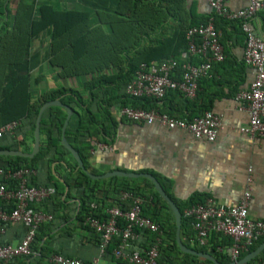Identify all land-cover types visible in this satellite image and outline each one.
<instances>
[{
    "label": "trees",
    "instance_id": "trees-1",
    "mask_svg": "<svg viewBox=\"0 0 264 264\" xmlns=\"http://www.w3.org/2000/svg\"><path fill=\"white\" fill-rule=\"evenodd\" d=\"M78 2L79 6L74 9H62L60 6L46 3L35 8L32 4L22 3L18 5L13 20L0 25V127L16 123L12 134H5L0 138V150L30 153L39 108L43 103L59 98L77 115L74 128L71 129L67 125L65 137L78 153L84 168L94 174L90 167V143L94 140L106 145L112 143L118 124L115 111L131 107L168 113L159 102L170 92H176L184 98L177 91L168 92L162 100L128 96L125 87L134 79L140 64L161 62L169 58H174L182 64L185 62L181 59L182 53L187 52L186 30L208 20L190 25L186 29H180L179 25L172 35H163L160 31L172 15L168 5H164L169 0ZM1 6L2 3V12L6 6ZM214 18L215 28L221 30L219 40L223 45L226 32L224 24L229 23L220 18L222 25L219 27L216 16ZM156 33L160 36H154ZM190 61L194 64L199 62H195L194 58H190ZM43 62L55 69L57 79L64 81L73 78L80 83L79 88L61 84L54 89L34 93L32 86L43 79L42 74L34 75V71ZM179 73L178 69L174 79H179ZM198 98V92L192 100L184 98L189 105L185 119L190 120L202 113L198 112L201 107L197 105ZM207 109L206 107L203 110ZM65 118L66 112L61 107H48L43 111L39 127V151L32 158L0 155L1 168L16 170L29 167L36 171L29 181L30 185L54 188L53 195L34 207L55 216V212L63 209L62 204L67 199H77L79 205L75 220L80 226L93 231L82 225L83 220L87 216L105 218V209L112 206L107 205L108 199L114 200L125 210L129 201L122 199V193H130L143 198L142 215L153 219L161 231L160 235H156L136 229L139 232V240L132 245V250L147 248L159 237V263L213 264L209 260L180 251L175 242L173 212L155 191L151 181L139 179L145 183L142 187L136 182L138 179L117 176L91 179L80 169L76 170V161L60 143ZM123 119L125 118H119L120 121ZM61 167L68 170L63 181L56 175V169ZM65 188H68L66 193ZM64 194L66 195L63 199ZM55 201L58 202V207L54 206ZM47 204H50V209ZM176 205L181 213L182 243L195 251L210 254L220 264L229 263L230 259L219 253L217 247L227 245L230 241L217 233H211L208 244L199 246L194 240L191 221L183 216L185 207L179 203ZM75 211L76 208L72 215ZM57 215L62 221L69 218L68 215H61L60 211ZM123 224L121 221L120 226ZM54 228L52 222L39 226L31 244L33 253L24 257L27 262L35 260L36 264H46L44 260L48 261L49 257L55 254L49 248ZM95 236L99 238L96 233ZM263 241L264 236L243 252L239 259L256 249ZM117 243L118 238L113 237L106 249V254L111 256V260L112 250ZM35 254L37 256L33 257ZM116 264H119V261ZM247 264H264V250Z\"/></svg>",
    "mask_w": 264,
    "mask_h": 264
},
{
    "label": "crops",
    "instance_id": "crops-1",
    "mask_svg": "<svg viewBox=\"0 0 264 264\" xmlns=\"http://www.w3.org/2000/svg\"><path fill=\"white\" fill-rule=\"evenodd\" d=\"M247 2L248 0H225L230 11L244 8ZM0 3L3 4L1 7L6 6L5 10H0V25L5 21H12L18 5L22 3L32 4L35 8L45 3L60 6L62 9H74L79 6L78 0H0ZM164 5H168L172 15L160 31L163 35H172L179 25L180 29H186L215 15L207 0H169ZM220 18L216 16L219 27L222 25ZM224 21L229 23L226 25L223 22L226 27L222 41L225 59L218 63L212 62L209 73L200 79L197 99L198 107L201 106L198 112H203L207 107V110L219 118L215 139L208 141L196 138L185 129H168L157 123L143 124L126 119L120 121V116L115 111L118 124L112 143L105 144V149H100L95 140L90 143V167L94 175L111 171L150 174L157 179L175 204L179 203L185 208L207 199L223 205H234L245 192L246 179L249 176L251 193L248 215L253 220L264 221V136L250 138L240 131V128L248 123L249 114L236 101L237 93L249 87L254 72L243 63L244 35L239 22L227 19ZM251 23L257 35L264 40V13L258 12ZM219 32L221 33L220 29ZM154 36L160 34L156 33ZM186 53L181 56L185 61L188 60ZM194 59L195 62L201 61L199 57ZM36 74H42L43 79L32 86L34 93L54 89L61 84L77 88L80 85L73 78L64 81L57 79L55 69L48 67L45 62L37 66L34 71V75ZM159 105L171 114L167 113L169 116L176 119H185L189 110L186 100L176 92H170ZM69 120L68 127L73 129L77 115L73 113ZM67 174L68 170L63 167L56 169V175L61 181ZM141 178L143 177L130 179H138L136 182L143 187L145 183L139 180ZM67 190L68 188H65V193ZM65 195L62 196L63 199ZM106 201L107 205H120L111 199ZM78 205L77 199H67L62 204L63 209L58 211L61 215H68L66 221H62L57 215L58 211L55 212L52 220L55 228L51 233L53 237L51 236L49 241V248L55 254L88 262L99 255V238L75 220ZM54 206H59L57 201ZM47 208L50 209V204H47ZM75 208L76 211L72 215ZM24 233L25 228L20 223H6L5 232L0 235V243L14 245ZM35 256L37 254L33 257ZM26 259L19 257L10 264H36L35 260L27 262ZM44 261L46 264H53L49 260ZM100 262L116 264L115 259L111 260V256L106 252Z\"/></svg>",
    "mask_w": 264,
    "mask_h": 264
},
{
    "label": "built area",
    "instance_id": "built-area-1",
    "mask_svg": "<svg viewBox=\"0 0 264 264\" xmlns=\"http://www.w3.org/2000/svg\"><path fill=\"white\" fill-rule=\"evenodd\" d=\"M214 16L239 22L244 35L243 63L251 67L254 78L249 87L239 91L236 101L249 114L248 123L240 128L250 138L264 136V40L258 35L252 20L258 12L264 13V0H248L247 5L237 11H230L225 0H207ZM220 32L214 26V17L207 22L189 27L186 30L188 60L179 64L173 58L161 62L140 64L134 79L125 87V93L130 97H152L162 100L170 91L179 92L184 98L192 100L199 90V80L205 77L212 62H222L225 58L223 47L219 40ZM199 57L200 62L194 64L190 58ZM179 73V79L174 75ZM118 114L127 120L152 124L157 123L168 129H185L196 138L213 141L219 128V118L212 111L206 110L192 119H176L167 113L155 109L144 110L131 107L119 109ZM16 123L0 127V138L12 134ZM100 149L105 144L97 143ZM36 171L29 167L16 170L0 167V235L5 232V224L20 223L25 233L14 245L0 244V262L10 264L17 257H28L33 252L31 244L42 223H50L53 215L34 205L47 199L55 193L52 187L30 185L29 181ZM246 189L239 201L234 205H223L212 199L195 203L183 210V216L191 221L195 242L203 247L208 244L210 234L217 233L227 238L230 243L217 247L219 253L225 254L230 262L239 260L240 255L264 236V221L253 220L248 215V205L251 193V178L246 179ZM122 199L129 201V206L123 210L120 205L105 209V218L87 216L83 226L92 229L99 237V255L88 262L55 254L49 257L53 264H102L108 245L112 238H118L117 245L112 250V256L119 264H167L159 263L160 238L147 248L132 250V244L139 239L138 230H146L160 235L159 225L151 218L143 216L141 207L143 198L123 192ZM9 206V208H7ZM95 208V205L92 204ZM123 226H120V222Z\"/></svg>",
    "mask_w": 264,
    "mask_h": 264
},
{
    "label": "water",
    "instance_id": "water-1",
    "mask_svg": "<svg viewBox=\"0 0 264 264\" xmlns=\"http://www.w3.org/2000/svg\"><path fill=\"white\" fill-rule=\"evenodd\" d=\"M61 107L65 110L66 112V118L63 123L62 129H61V141L60 143L64 146L65 149L70 153V155L73 157V159L76 161L77 167L76 170L80 169L83 171L89 178L91 179H104V178H109L112 176H117V177H128V178H134V177H143L148 179L149 181L152 182L155 191L159 194V196L168 204L170 209L173 212L174 218H175V226H176V231H175V242L177 246L179 247L180 251L186 254H190L193 256H196L200 259L204 260H209L213 264H220L218 263L213 256H211L208 253H202L195 251L193 249H190L186 247L180 238V228H181V213L177 207V205L174 203L172 199L165 193L164 189L162 188L161 184L157 181L155 177H153L150 174H145V173H127L123 171H111L102 175H94L91 174L88 170H86L83 166L82 160L80 159L78 153L75 151V149L69 144L65 137V130L68 125L69 119L71 118L73 114V109L69 107L68 105L63 104L59 98H56L54 100L47 101L41 105L39 108V111L36 116L35 120V129L33 132V144H32V149L30 153L22 152L19 150H0V155L4 156H19V157H27V158H32L35 156L38 151H39V146H40V135H39V127H40V118L43 113V111L48 108V107ZM264 250V241L258 245L256 249L253 251L249 252L246 254L243 258L229 262L227 264H247L249 261L254 259L256 256H258L262 251Z\"/></svg>",
    "mask_w": 264,
    "mask_h": 264
}]
</instances>
